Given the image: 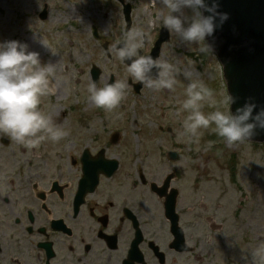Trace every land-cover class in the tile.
<instances>
[{"label": "rangeland", "instance_id": "obj_1", "mask_svg": "<svg viewBox=\"0 0 264 264\" xmlns=\"http://www.w3.org/2000/svg\"><path fill=\"white\" fill-rule=\"evenodd\" d=\"M126 2L132 7L130 30L143 33L144 44L140 52L145 54L163 26L162 17L168 10L159 0ZM43 9L47 12L44 21L39 19ZM184 12L191 15L190 9H184ZM125 31L121 8L114 0H0V42L26 43L29 50L39 54L42 64H52L55 68L50 85L54 91L42 101L44 112L67 132L61 139L63 143L66 140L81 143L91 139L95 130L129 125L136 120L139 136L144 129L153 131L156 124H170L178 130L184 144L189 145L179 148L181 173L202 182L201 188L220 191L218 204L214 197L212 201L208 200L205 214L217 224L214 229L209 228V221H204L203 226L200 221L193 223L192 213L182 209L190 203L192 194L186 192L185 201L183 196L179 209L181 225L195 250L190 255L175 257L176 264H264V258L252 256L258 246L264 245V144L242 141L231 147L225 146L226 154L236 155V187L229 184L226 176V158L221 156L218 161L213 160L208 144H203L208 129H201L202 135L192 142L181 135L182 121L187 113L181 112L180 108L190 78L202 80L213 90L218 102L227 95L220 64L213 53L200 54L198 45L185 44L175 33L169 32V41L162 45L158 59L177 69V84L173 90L154 91L144 87L139 95H135L128 87L125 98L113 112L96 108L88 99L91 65L101 70L97 87H103L110 76L115 81L128 79L126 66L110 51L115 41L123 39ZM103 44L108 45L109 55ZM214 110L208 104L203 108L205 114ZM149 142L151 149L143 146L139 151L147 165L158 167L155 170L158 171L157 148L162 149L161 142L159 138L156 141L149 139ZM185 152L193 156L190 174L184 162L190 163L191 158L185 156ZM193 239H196L195 244Z\"/></svg>", "mask_w": 264, "mask_h": 264}, {"label": "flooded vegetation", "instance_id": "obj_2", "mask_svg": "<svg viewBox=\"0 0 264 264\" xmlns=\"http://www.w3.org/2000/svg\"><path fill=\"white\" fill-rule=\"evenodd\" d=\"M3 138L0 264H176L184 254L171 247L164 212L172 189L160 197L151 184L163 186L165 176L153 180L138 172V141L133 156L132 141L120 133L62 146ZM174 173L170 187L178 190V206L182 182ZM187 210L204 220L200 200Z\"/></svg>", "mask_w": 264, "mask_h": 264}, {"label": "clouds", "instance_id": "obj_3", "mask_svg": "<svg viewBox=\"0 0 264 264\" xmlns=\"http://www.w3.org/2000/svg\"><path fill=\"white\" fill-rule=\"evenodd\" d=\"M159 3L168 10L162 17V25L168 32L175 33L185 44L198 45L201 54L212 55L213 47L206 38L213 37L215 30L229 18L227 12L219 11V0H159ZM184 9H190L191 15ZM143 44L142 32L126 30L123 39L115 41L110 51L127 66L128 77L137 83L154 91L173 90L177 84L176 67L141 54ZM54 75L53 65L42 64L39 54L29 50L26 43L0 42V134L28 147H38L45 140L56 143L67 135L54 118L40 108L42 98L54 91L50 86ZM128 81L125 78L97 87L92 80L87 85L88 99L96 108L113 112L126 96ZM184 95L180 111L187 115L182 121L181 135L189 142L199 139L201 129L211 128L231 147L250 140L257 129L264 130V104H258L251 96L233 111L228 106L237 104L238 96L229 93L218 102L211 88L202 80L191 78ZM205 104L215 110L205 114ZM119 115L117 113V118ZM211 146L209 142L208 148ZM252 256L264 258V245L258 246Z\"/></svg>", "mask_w": 264, "mask_h": 264}, {"label": "water", "instance_id": "obj_4", "mask_svg": "<svg viewBox=\"0 0 264 264\" xmlns=\"http://www.w3.org/2000/svg\"><path fill=\"white\" fill-rule=\"evenodd\" d=\"M219 4V11L229 18L207 39L223 65L228 92L240 98L230 107L235 111L249 96L264 104V0H219ZM250 140L264 141V130L257 129ZM169 213L174 216L172 206Z\"/></svg>", "mask_w": 264, "mask_h": 264}]
</instances>
